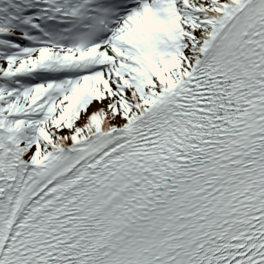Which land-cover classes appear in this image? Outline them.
<instances>
[{
    "label": "snow or ice",
    "instance_id": "6c2138e0",
    "mask_svg": "<svg viewBox=\"0 0 264 264\" xmlns=\"http://www.w3.org/2000/svg\"><path fill=\"white\" fill-rule=\"evenodd\" d=\"M0 264H264V0H0Z\"/></svg>",
    "mask_w": 264,
    "mask_h": 264
}]
</instances>
